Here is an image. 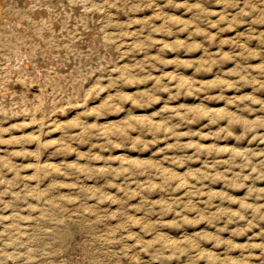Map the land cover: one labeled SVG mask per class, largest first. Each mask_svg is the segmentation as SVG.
<instances>
[{
    "label": "rangeland",
    "instance_id": "1",
    "mask_svg": "<svg viewBox=\"0 0 264 264\" xmlns=\"http://www.w3.org/2000/svg\"><path fill=\"white\" fill-rule=\"evenodd\" d=\"M68 1L0 0V264H264V0Z\"/></svg>",
    "mask_w": 264,
    "mask_h": 264
},
{
    "label": "bare ground",
    "instance_id": "2",
    "mask_svg": "<svg viewBox=\"0 0 264 264\" xmlns=\"http://www.w3.org/2000/svg\"><path fill=\"white\" fill-rule=\"evenodd\" d=\"M69 1H70V0H69ZM69 1H68V2H69ZM71 1H72V0H71ZM73 1H74V0H73ZM77 1H81V0H77ZM77 1H75V2H77ZM77 3H78V2H77ZM69 5H71V4L69 3ZM72 5L75 6V4H72ZM11 6H13V5H11ZM78 6H79V4H78ZM71 7H72V6H71ZM6 8H8V7H6ZM68 8H69V7H68ZM77 8H78V7H77ZM4 9H5V8H4ZM9 9H10V6H9ZM20 9H21V8H20ZM20 9H19V10H20ZM22 9H23V8H22ZM72 9H74V8H72ZM11 10H13V9H11ZM28 10H29V9H28ZM78 11H81V12H82V10H78ZM12 12L15 13V11H12ZM21 12H22V11H21ZM24 12H25V11H24ZM27 12H28V11H27ZM33 12H34V11H33ZM71 12H72V10H71ZM96 12H97V11H96ZM37 13H39V12H36L35 14H37ZM75 13H76V12H75ZM85 13H86V10H85ZM0 14H1V12H0ZM3 14H4V13H3ZM5 14H6V13H5ZM24 14H26V12H25ZM77 14H78V12H77ZM77 14H76V15H77ZM80 14H82V13H80ZM21 15H22V14H21ZM21 15H20V17H21ZM32 15H33V14H32ZM0 16H1V15H0ZM4 16H5V15H4ZM11 16H12V15H11ZM22 16H23V15H22ZM25 16H26V15H25ZM36 16H37V15H36ZM42 16H43V14H42ZM83 16H85V15L83 14ZM83 16H82V17H83ZM86 16H87V15H86ZM89 17H90V16H89ZM0 18H1V17H0ZM25 18H26V17H25ZM28 18H29V17L27 16V20H28ZM30 18H31V16H30ZM76 18H77V16H76ZM80 18H81V17H80ZM84 18H85V17H84ZM87 18H88V16H87ZM42 19H43V18H42ZM81 19H82V18H81ZM0 20H1V19H0ZM23 20H26V19H23ZM29 20H30V19H29ZM54 20H55V19H54ZM57 20H58V19H57ZM77 20H78V19H77ZM87 20H88V19H87ZM87 20H86V21H87ZM1 21H2V20H1ZM39 21H40V20H39ZM39 21H38V22H39ZM26 22H27V21H26ZM31 22H32V21H31ZM33 22H34V21H33ZM41 22H42V20L40 21V23H41ZM82 22H83V21H82ZM58 23H59V22H56V24H58ZM76 23H77V22H76ZM84 23H85V20H84ZM28 24H30V23H28ZM32 24H33V23H32ZM32 24H30V25H32ZM34 24H37V23L35 22ZM77 24H78V23H77ZM39 25H40V24H39ZM51 25L53 26V24H51ZM58 25H59V24H58ZM81 25H82V23H81ZM33 26H35V25H33ZM60 26H61V24H60ZM62 26H63V25H62ZM37 27L39 28L40 26H37ZM72 27H73V29H74V26H72ZM72 27H71V29H72ZM82 27H83V26H82ZM30 28H31V27H30ZM32 28H34V27H32ZM50 28H52V27H50ZM61 28H62V27H61ZM65 28H66V27H65ZM76 28H78V27H76ZM76 28H75V29H76ZM1 29H2V28H1ZM36 29H37V28H36ZM62 29H64V28H62ZM62 29H61V30H62ZM71 29H70V31L73 30V29H72V30H71ZM81 29H82V28H81ZM2 30H3V29H2ZM32 30H33V29H32ZM58 30H59V29H58ZM50 31L53 32L54 30H50ZM67 31H69V30H67V28H66V32H67ZM74 31H75V30H74ZM77 31H80V30H77ZM57 32H58V31H57ZM62 32H63V30H62ZM66 32H64V33H66ZM93 32H94V31H93ZM71 33H72V32H71ZM71 33H69V35H70ZM73 33H74V32H73ZM76 33H80V32H76ZM76 33H75V34H76ZM83 33H84V32H83ZM105 33H106V32L104 31V34H105ZM6 34H7V33H6ZM51 34H55V32H54V33H51ZM59 34L62 35V33H60V32H59ZM67 34H68V33H67ZM67 34H66V35H67ZM75 34H73V35H75ZM80 34H81V33H80ZM93 34H94V33H93ZM76 35H77V34H76ZM105 35H106V34H105ZM105 35H104V36H105ZM92 36H93V35H92ZM110 36H111V35H110ZM2 37H4V36L2 35ZM65 37H66V36H65ZM56 38H58V37H56ZM78 38H79V37H78ZM90 38H91V37H90ZM90 38H89V39H90ZM7 39H9V38H8V35H7V37H6V40H7ZM67 39H68V38H67ZM67 39H66V40H67ZM115 39H116V38H115ZM20 40H21V39H20ZM58 40H59V39H58ZM68 40H69V39H68ZM68 40H67V41H68ZM75 40H76V39H75ZM79 40H80V39H79ZM101 40H102V39H101ZM31 41H32V40H31ZM31 41H30V44H31ZM83 41H84V40H83ZM110 41H111V40H110ZM114 41H115V40H114ZM3 42H5V41H3ZM27 42H28V41H27ZM34 42H35V41H34ZM52 42H53V41H52ZM54 42L56 43L57 40H56V41L54 40ZM85 42H86V41H85ZM103 42H104V41H103ZM11 43H12V42H11ZM66 43H67V42H66ZM86 43H87V42H86ZM88 43H89V42H88ZM88 43H87V44H88ZM90 43L93 44L94 42H93V41L91 42V40H90ZM105 43H106V42H105ZM110 43H111V42H110ZM116 43H117V42H116ZM1 44H3V43H2L1 35H0V45H1ZM35 44L38 46V43H35ZM51 44H52V43H51ZM56 44H57V43H56ZM56 44H55V45H56ZM69 44H71V43H69ZM69 44L67 43V45H69ZM73 44H74V42H73ZM106 44H107V43H106ZM5 45H7V44L5 43ZM52 45H53V44H52ZM67 45H65V46L67 47ZM90 45H91V44H90ZM108 45H109V44H108ZM111 45H112V44H111ZM113 45H114V44H113ZM11 46H12V45H11ZM30 46H33V45H30ZM48 46H49V45H48ZM58 46H60V45H58ZM65 46H64V47H65ZM103 46H105V44H104ZM103 46H102V47H103ZM117 46H118V45H117ZM9 47H10V46H9ZM9 47H7V48H9ZM43 47L45 48V47H47V46H43ZM51 47H52V46H50V48H51ZM55 47H56V46H55ZM55 47H54V49H56ZM64 47L61 46V48L66 49V48H64ZM107 47H108V46H107ZM109 47H110V46H109ZM113 47H114V46H113ZM11 48L13 49V46H12ZM11 48H10V51H11ZM36 48H37V47H36ZM38 48L40 49L41 47L38 46ZM69 48H70V47H69ZM69 48H67V49L69 50ZM88 48H89V47H88ZM88 48H87V49H88ZM103 48H104V47H103ZM0 49H2V47H1ZM14 49H15V48H14ZM46 49H47V48H46ZM59 49H60V47H59ZM108 49H109V48H108ZM108 49H107V50H108ZM110 49H111V47H110ZM40 50H41V49H40ZM42 50H44V49H42ZM42 50H41V51H42ZM88 50H89V49H88ZM105 50H106V49H105ZM113 50H114V49H113ZM1 51H2V50H1ZM13 51H14V50H13ZM70 51H72V50L70 49ZM70 51H67V52H70ZM89 51H90V50H89ZM6 52H7V51H6ZM11 52H12V51H11ZM14 52H15V51H14ZM106 52H107V51H106ZM114 52H117V51H114ZM114 52H113V53H114ZM42 53H43V52H42ZM113 53H112V56H113ZM6 54H7V53H6ZM100 54H101V53H100ZM104 54H105V52H104ZM110 54H111V51H110ZM2 55H3V54H2ZM2 55H1V56H2ZM8 55H9V54H8ZM102 55H103V54H102ZM106 55H109V53L106 54ZM115 55H116V54H115ZM9 56H10V55H9ZM104 56H105V55H104ZM6 57H8V56H6ZM108 57H109V56H108ZM110 57H111V56H110ZM110 57H109V60H112V59H110ZM115 57H116V56H115ZM120 57H121V56H119L118 59H120V61H121V58H120ZM106 59H107V58H106ZM6 60H8V59H6ZM113 60H114V58H113ZM107 61H108V60H106V62H107ZM16 62H17V61H16ZM108 62H109V61H108ZM111 62H112V61H111ZM116 62H117V61H116ZM109 63H110V62H109ZM112 63H113V62H112ZM112 63H111V64H112ZM118 64H120V63L118 62ZM0 65H1V64H0ZM114 65H116V64H114ZM114 65H113V66H114ZM13 66H14V65H13ZM57 66H58V65H57ZM108 66H110V64H109ZM116 66H117V65H116ZM116 66H115V67H116ZM14 67H15V66H14ZM1 68H2V65H1ZM11 68H12V67H11ZM58 68H59V67H58ZM112 69H114V68H112ZM115 69H117V67H116ZM14 70H15V69H14ZM16 70H17V69H16ZM83 70L85 71L86 69L84 68ZM110 70H111V69H110ZM17 71H18V70H17ZM35 71H36V70H35ZM80 71H82V69H81ZM113 71H116V70H113ZM122 71H123V70H122ZM12 72H13V71H12ZM42 72H43V71H42ZM107 72H109V71L107 70ZM119 72H120V71H119ZM44 73H45V72H44ZM67 73H68V72H67ZM71 73H72V72H71ZM71 73H70V74H71ZM120 73H122V72H120ZM0 74H1V73H0ZM7 74H9V73H7ZM16 74H17V73H16ZM21 74H22V73H21ZM49 74H50V73H49ZM64 74H66V73H64ZM79 74H80V73H79ZM85 74H86V72H85ZM18 75H19V74H18ZM71 75H72V74H71ZM82 75H83V73H82ZM82 75L79 76V77H82ZM109 75H110V74H109ZM109 75H108V76H109ZM4 76H5V75H4ZM6 76H7V75H6ZM11 76H12V75H11ZM32 76H33V75H32ZM51 76H52V75H51ZM53 76H55V75H53ZM63 76H64V75H63ZM86 76H87V75H86ZM92 76H93V75H92ZM94 76H95V75H94ZM33 77H34V76H33ZM33 77H32V78H33ZM57 77H58V76H57ZM69 77H71V76H69ZM84 77H85V76H84ZM97 77H98V76H97ZM112 77H113V76H112ZM21 78H22V77H21ZM71 78H74V77H71ZM93 78H95V77H93ZM109 78H110V77H109ZM4 79H5V78H3V80H4ZM7 79H8V78H7ZM14 79H15V78H14ZM46 79H48V78L46 77ZM55 79H56V78H55ZM66 79H68V78H66ZM77 79H78V78H77ZM82 79H83V78H82ZM82 79H80V80L82 81ZM110 79H111V78H110ZM34 80H35V79H34ZM36 80H37V79H36ZM44 80H45V79H44ZM57 80H58V79H57ZM59 80H60V79H59ZM61 80H63V79H61ZM71 80H72V79H71ZM74 80H75V79H74ZM95 80H97V79H95ZM24 81H25V80H24ZM63 81H64V80H63ZM69 81H70V80H69ZM77 81H79V80H77ZM77 81H76V83H74V84H80V83H77ZM5 82H6V80H5ZM29 82H30V81H29ZM36 82H37V81H36ZM45 82H46V81H45ZM61 82H62V81H61ZM64 82H65V81H64ZM66 82H67V81H66ZM73 82H74V81H73ZM79 82H80V81H79ZM20 83H21V82H20ZM24 83H26V81H25ZM68 83H69V82H68ZM82 83H83V81H82ZM3 84H4V82H3ZM32 84H33V83H32ZM72 84H73V83H72ZM72 84L69 83V85H72ZM21 85H23V86H21V87H24V86H25V84H21ZM26 85H27V84H26ZM66 85H67V84H66ZM82 85H83V84H82ZM49 86H50V85H49ZM51 86L53 87L54 85H51ZM67 86H68V85H67ZM78 86H79V85H78ZM78 86H77V87H78ZM29 87H31V86L29 85ZM47 87H48V86H47ZM54 87H55V86H54ZM71 87H72V86H71ZM73 87H74V86H73ZM75 87H76V85H75ZM75 87H74V88H75ZM45 88H46V86H45ZM49 88H50V87H49ZM80 88H81V87H80ZM80 88H79V89H80ZM0 89H1V88H0ZM12 89H13V88H12ZM21 89H22V88H21ZM42 89H43V88H42ZM59 89H61V88H59ZM72 89H73V88H72ZM77 89H78V88H77ZM77 89H76V90H77ZM18 90H19V89H18ZM61 90H62V89H61ZM12 91H13V90H12ZM14 91H15V90H14ZM22 91H23V90H22ZM45 91H46V90H45ZM62 91H63V90H62ZM106 92H108V91H106ZM20 93H21V92H20ZM26 93H27V92H26ZM40 93H41V92H40ZM61 93H62V92H61ZM103 93H104V92H103ZM21 95H23V94H21ZM42 95H43V93H42ZM59 95H61V94H59ZM45 96H46V95H44V97H45ZM106 96H107V95H106ZM9 97H10V96H9ZM21 97H22V96H21ZM108 97H109V96H108ZM58 98H59V97H58ZM5 99H6V98H5ZM38 99H40V98H38ZM42 99H43V96H42ZM54 99H55V98H54ZM55 100H56V99H55ZM11 101H12V100H11ZM53 101H54V100H53ZM66 101H67V100H66ZM16 102H18V101H16ZM78 102H79V101H78ZM82 102H83V101H82ZM0 103H1V102H0ZM7 103H8V102H7ZM30 103H31V102H30ZM66 103H68V102H66ZM79 103H81V102H79ZM7 105H8V104H7ZM35 106H36V105H35ZM75 106H76V102H75ZM30 108H31V107H30ZM46 108H47V107H46ZM13 109H14V108H13ZM34 109H35V107H34ZM44 109H45V108H44ZM53 109H54V108H53ZM45 110H46V109H45ZM7 111L9 112V110H7ZM34 111H35V110H34ZM40 111H41V110H40ZM53 112H54V111H53ZM53 112H52V113H53ZM33 113H34V112H33ZM33 113H32V114H33ZM38 113H39V111H38ZM49 114H50V113H49ZM53 114H54V113H53ZM17 115H18V114H17ZM20 115H21V114H20ZM24 115H25V113H24ZM42 115H43V114H42ZM51 115H52V114H51ZM1 116H2V115H1ZM4 116H5V115H4ZM21 116H22V115H21ZM25 116H26V115H25ZM25 116H24V117H25ZM58 116H59V115H58ZM11 117H12V116H11ZM34 117H35V115H34ZM37 117H38V116H36V118H37ZM42 117H45V116H42ZM52 117H53V116H52ZM59 117H60V116H59ZM13 118H14V120L16 119L15 117H13ZM26 118H28V117H25V118L22 117V119H24V120H25ZM46 118H47V117H46ZM1 119H2V118H1ZM3 119H4V118H3ZM5 119H6V118H5ZM7 119L9 120L8 117H7ZM10 119H11V118H10ZM17 119H18V118H17ZM20 119H21V118H20ZM28 119H29V118H28ZM37 119H38V118H37ZM47 119H48V118H47ZM32 120H33V119H32ZM44 120H46V119H44ZM53 120H54V119H53ZM47 121H48V120H47ZM0 122H1V121H0ZM49 122H50V121H49ZM49 122H48V124L51 123V122H50V123H49ZM52 122H53V121H52ZM58 122H59V120H58ZM105 122H106V121H105ZM52 124H53V123H52ZM100 124H101V123H100ZM105 124H106V123H105ZM0 125H1V124H0ZM53 125H54V124H53ZM55 126H56V125H55ZM101 126H102V125H101ZM103 126H105V125H103ZM1 128H2V127H1ZM102 129H103V128H102ZM121 159H123V157H122ZM32 162H33V161H32ZM33 163H34V162H33ZM37 185H39V183L36 184V186H37ZM39 193H40V192H39ZM38 196H39V195H38ZM44 199H45V198H44ZM45 200L47 201V199H45ZM47 202H48V201H47ZM49 203H50V202H49Z\"/></svg>",
    "mask_w": 264,
    "mask_h": 264
}]
</instances>
